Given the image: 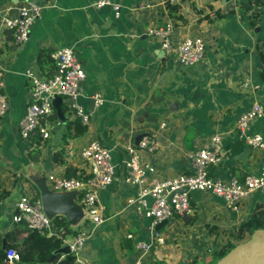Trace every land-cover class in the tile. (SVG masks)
Wrapping results in <instances>:
<instances>
[{
	"label": "crops",
	"instance_id": "0c3cea01",
	"mask_svg": "<svg viewBox=\"0 0 264 264\" xmlns=\"http://www.w3.org/2000/svg\"><path fill=\"white\" fill-rule=\"evenodd\" d=\"M96 1L52 0L54 6L42 10L22 46H15L10 33L4 31L0 65L9 109L0 118V190L13 193L18 173L27 170L40 171L45 177H65L67 165L86 175L79 152L91 141H98L110 151L115 169L111 184L97 193L104 221L96 228L84 226L91 233L83 249L89 264H134L140 254L134 248L137 243L149 244L142 254L145 264H186L195 257L211 261L207 252L213 243L206 226L233 233L258 206L264 207V193L253 192L241 210L233 213L208 193L189 192L190 212L168 220L158 231L162 241L156 242L152 218L128 205V200L137 198L140 187L124 181L129 157L126 148L136 147L140 135L155 134L154 154L139 150L142 166L153 169L145 170L148 186L189 173L188 154L215 134L222 135L233 156L212 169V177L258 174L264 152L249 149L244 163L237 160L246 145L235 124L253 101L252 92L243 84L247 76L259 86L256 95L263 108V116L249 133L264 135V84L258 51L264 41V0H260L262 6L253 5L255 0H169L176 8L172 14L166 6L168 0H113L122 7L118 19L110 7L96 8ZM21 3L0 0V14L13 15ZM140 5L149 7L138 9ZM255 13L259 17L250 23ZM167 23L173 27L175 41L186 37L204 40V57L198 64L178 66L164 57L160 41L148 36L150 28ZM64 47L74 48L86 73L79 103L87 107L89 96L99 91L104 104L86 126V133L64 148L66 165L59 167L52 163L56 147L51 140L60 124L53 121L52 138L43 147L20 139L18 124L31 89L26 72L41 73L37 64L41 50L50 54ZM36 148L40 149L38 161ZM174 162L183 167L175 171L171 168ZM24 182L30 195L36 194L33 185L26 179L22 185ZM146 201L150 206L153 199ZM11 216L7 205L0 213L1 238L18 227ZM17 240H22L21 235Z\"/></svg>",
	"mask_w": 264,
	"mask_h": 264
},
{
	"label": "built area",
	"instance_id": "2783aa9c",
	"mask_svg": "<svg viewBox=\"0 0 264 264\" xmlns=\"http://www.w3.org/2000/svg\"><path fill=\"white\" fill-rule=\"evenodd\" d=\"M35 5L22 0L21 6L13 15L8 12L0 14V49L4 38V31L9 32L15 46H22L28 40V35L35 21L40 17L46 6H54L52 0H33ZM96 8L110 7L115 19L121 15L122 7L113 0H97ZM149 7L140 5L138 9ZM148 36L158 39L164 57L177 63L182 68L198 64L204 57L205 42L199 37H186L179 41L173 38V27L167 23L160 27L148 30ZM54 63V70L49 77L41 73L29 70L26 78L30 82L31 89L27 96V106L23 118L18 124V135L24 141H32L37 136L43 147L52 138L53 121L51 116L54 109L52 100L55 96L62 99L63 105L77 117L83 126H87L94 114L103 106L102 94L97 91L89 96L88 106L83 107L79 103L82 94V84L85 80V70L78 60L76 51L72 47L55 49L50 53ZM4 70L0 65V118L8 109L9 102L5 95ZM244 87L253 94V101L247 111L242 113L236 120L235 130L241 137L246 147L251 151L264 152V135L250 134L253 123L263 116V108L256 95L259 86L250 82L249 77H243ZM160 128H163L161 125ZM139 150L148 154H154L157 150L155 134L145 135L136 147L128 146L126 151L129 155L125 161V178L127 185L140 187L137 198L128 200V205L134 206L136 211L151 217L153 226L163 220L174 217H183L190 212L189 192L208 193L220 199L233 213L241 210L243 203L250 195L259 191L264 193V155L258 174L231 175L228 178H214L210 172L221 163L229 161L233 153L225 148L221 134H215L208 138L195 151L188 154L191 171L179 174L172 178L156 181L151 185L146 184V169L152 172L149 165L142 166ZM79 157L86 165L88 178L82 182L74 178H65L50 174L45 177L46 185L61 191H80L79 202L84 210V217L77 226L78 232L74 237H65L63 245H68L70 254L73 255L75 264H89L83 256V249L91 238L90 231L83 223H90L96 228L104 221L102 207L99 204L97 193L109 186L114 177V165L111 161L110 151L98 141H91L79 152ZM187 189V192H179ZM153 199L149 206L146 198ZM1 203V199H0ZM12 211L11 221L13 224H23L28 230L36 231L46 237L60 238L63 229L57 228L53 222L44 215L40 198L34 195L24 196L19 201L8 205ZM86 226V225H84ZM76 227V228H77ZM63 238V237H62ZM68 238V239H67ZM132 239V235L127 236ZM154 240L161 242L158 231L154 232ZM135 251L140 254L134 258V264H145L142 255L149 249V244L137 243ZM9 264H16L17 254L13 249L6 252Z\"/></svg>",
	"mask_w": 264,
	"mask_h": 264
},
{
	"label": "trees",
	"instance_id": "16d2710c",
	"mask_svg": "<svg viewBox=\"0 0 264 264\" xmlns=\"http://www.w3.org/2000/svg\"><path fill=\"white\" fill-rule=\"evenodd\" d=\"M255 6H262L263 3L260 0L252 2ZM169 12L175 13V6L169 4V0L166 4ZM248 7L247 9H249ZM259 13H255L253 19H250V23H254V17L258 18ZM220 18V15H216ZM259 51L260 59V79L264 84V41ZM37 64L41 70V74L44 77H49L54 70V63L50 58L49 52L41 50L37 56ZM62 110L65 113L67 119L65 131L62 134V143L59 147H56L52 153V163L56 166L62 167L66 165L64 148L69 143L82 137L86 133V126H83L79 119L69 111L64 105ZM51 121H55L60 124L57 119L56 112H53ZM32 143L39 146L41 144L40 138L37 136L36 139H32ZM37 150L38 161L40 157V149ZM65 178H74L79 181H86L87 175L83 173L81 169H77L66 165ZM36 190V188L33 186ZM10 194V192L0 190V199H4ZM36 196L39 197L38 191L36 190ZM53 225L57 228L63 229V235L60 238L57 237H46L40 235L36 231L28 230L23 224H18L16 230L10 234H4V238L0 235V264H9L6 258V252L9 249H13L17 254L16 264H75L74 257L72 254L63 255L57 254L52 258L53 252L63 246V239L67 236L74 237L77 234V230L68 227L67 221L63 217H56L53 220ZM264 230V207L258 206L252 217L242 223L233 233H229L225 230L219 229L213 225L206 226L207 236L212 239L213 248L207 255L210 256V264H216L223 256H225L231 249L237 245L247 241L249 236L255 230ZM161 230H159L160 232ZM21 235L22 240L18 241L17 237ZM5 244V245H4ZM202 260L198 257L193 258L186 264H201ZM151 264H165L163 262H153Z\"/></svg>",
	"mask_w": 264,
	"mask_h": 264
},
{
	"label": "water",
	"instance_id": "95a60500",
	"mask_svg": "<svg viewBox=\"0 0 264 264\" xmlns=\"http://www.w3.org/2000/svg\"><path fill=\"white\" fill-rule=\"evenodd\" d=\"M29 3L39 5L33 0H26ZM62 99L55 96L52 100V106L56 112L57 119L60 122V127L55 132L51 144L53 147H59L62 143V134L65 131L67 119L65 113L62 110ZM145 135H140L135 140V145H138L139 141ZM250 150L245 147L244 150L238 154L237 160L245 162L249 157ZM183 166H180L178 162H174L171 168L175 171H179ZM26 179L31 185H33L38 191L41 207L44 215L49 221L53 222L56 217H63L66 219L68 227L71 229L76 228L84 217V210L79 202L80 191H61L55 190L46 185L45 176L40 171L27 170L25 174L19 172L16 179L15 189L13 193H10L7 197L1 200L0 213L7 205L21 200L23 189L22 181ZM179 192H187L184 189ZM168 224V220H163L155 225V230L159 231L161 228ZM5 245V244H4ZM57 254L69 255L70 249L68 245H63L59 249L53 252L52 258ZM216 264H264V230L258 229L252 232L247 241L237 245L231 249L225 256H223Z\"/></svg>",
	"mask_w": 264,
	"mask_h": 264
},
{
	"label": "rangeland",
	"instance_id": "374dc122",
	"mask_svg": "<svg viewBox=\"0 0 264 264\" xmlns=\"http://www.w3.org/2000/svg\"><path fill=\"white\" fill-rule=\"evenodd\" d=\"M23 187H24V189H23V195L24 196H27V197L30 196V193H29V191L27 189V184L25 182L23 183ZM86 224H90V223H88V222L85 223V224L83 223L81 226H79V228L84 227V225H86ZM209 262H210V260H208V258H203L201 264H209Z\"/></svg>",
	"mask_w": 264,
	"mask_h": 264
}]
</instances>
